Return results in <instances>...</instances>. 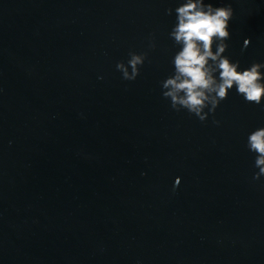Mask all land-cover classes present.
<instances>
[{"label": "water", "instance_id": "water-1", "mask_svg": "<svg viewBox=\"0 0 264 264\" xmlns=\"http://www.w3.org/2000/svg\"><path fill=\"white\" fill-rule=\"evenodd\" d=\"M183 2L0 0V264H264V101L171 107ZM208 2L234 10L224 55L264 63V0Z\"/></svg>", "mask_w": 264, "mask_h": 264}, {"label": "clouds", "instance_id": "clouds-1", "mask_svg": "<svg viewBox=\"0 0 264 264\" xmlns=\"http://www.w3.org/2000/svg\"><path fill=\"white\" fill-rule=\"evenodd\" d=\"M172 11L166 10L168 15ZM175 12L177 22L169 36L180 48L173 58L174 73L161 82L162 95L170 99L171 107L176 111L186 109L203 122L227 99L233 86L247 102L260 105L264 101V73L261 72L264 63L253 62L250 67L239 70L240 62L224 55L229 47L226 41L231 37L229 26L234 15L231 4L215 7L205 0H185ZM249 43L245 39L244 45ZM150 47L154 48L155 44ZM129 57L127 65L119 62L116 67L123 79L131 81L139 75L147 53L129 52ZM213 122L219 124V121ZM246 146L256 154L254 166L259 171L253 179H259L264 175V127L249 134ZM179 182L177 178L176 184Z\"/></svg>", "mask_w": 264, "mask_h": 264}]
</instances>
